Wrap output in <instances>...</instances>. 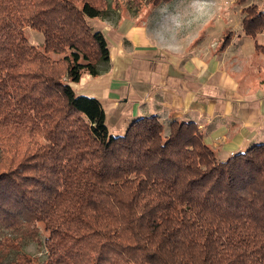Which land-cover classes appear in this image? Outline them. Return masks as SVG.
Returning <instances> with one entry per match:
<instances>
[{
	"label": "trees",
	"instance_id": "trees-1",
	"mask_svg": "<svg viewBox=\"0 0 264 264\" xmlns=\"http://www.w3.org/2000/svg\"><path fill=\"white\" fill-rule=\"evenodd\" d=\"M113 1L0 0V264H33L30 241L42 264H264V143L221 161L197 124L166 133L157 115L115 136L71 85L110 61L89 20ZM244 12L245 33L264 32V12Z\"/></svg>",
	"mask_w": 264,
	"mask_h": 264
},
{
	"label": "crops",
	"instance_id": "crops-1",
	"mask_svg": "<svg viewBox=\"0 0 264 264\" xmlns=\"http://www.w3.org/2000/svg\"><path fill=\"white\" fill-rule=\"evenodd\" d=\"M239 1L194 0L198 15L212 12L207 27L217 26V11L231 4L227 21L236 17V28L224 50H218L219 39L204 28L184 43L169 42L155 31L156 21L141 24L139 14L132 18L113 10L100 19L107 28L99 30L107 40L110 61L99 63L97 76L84 74L71 85L78 94L101 101L115 136L123 135L135 120L157 115L166 133L174 120L197 124L221 161L264 143V54L256 49L257 44L264 46V32L252 37L243 28L244 9L264 11V0ZM172 4H166L167 13ZM197 21L195 25H203ZM171 22L165 19L163 24L168 34ZM180 28L174 29L176 34L185 32Z\"/></svg>",
	"mask_w": 264,
	"mask_h": 264
},
{
	"label": "rangeland",
	"instance_id": "rangeland-1",
	"mask_svg": "<svg viewBox=\"0 0 264 264\" xmlns=\"http://www.w3.org/2000/svg\"><path fill=\"white\" fill-rule=\"evenodd\" d=\"M171 2L173 3L171 5V12L167 13L165 11V7ZM193 4L194 0H170L169 2H165L157 6L151 3L142 4L141 7L138 8L139 11H137L135 6L131 7L127 1L119 0L117 3L113 1V5L115 7L117 6L118 9H120L121 15H128V17L130 16L133 18V13L139 14V18L137 20L141 24H147V22L149 23L150 21H156L158 25L154 27V29H156L155 31L158 32L161 36L166 37V39L168 38L169 42H173L171 40H176L177 43H184L187 41V39H190V36L194 34L195 30L197 31L204 28V30L206 29V31L208 32L211 31L210 33L213 37L219 39L218 50H221L224 37H226L229 32L234 34V32H232L231 30H233L234 27L236 28V17L233 18L231 16L232 20L227 21L228 13L233 9L230 8L231 4L225 3V5H227V8L217 11L216 14L218 16L217 18H214L217 26H215L214 24V26L210 25L208 27L206 26V23L208 22L207 19L210 18V14L212 12L206 11L201 15H198L200 11L198 10V7H194ZM161 6H164V8L162 7L161 9ZM157 8L158 10H156ZM114 16L115 15L112 16L111 20H113ZM212 16L215 15L213 14ZM202 18L203 20L201 21ZM165 19L172 20V22L169 23V26L171 27L169 34L166 33V30L163 26ZM196 19H198V23H202L203 25H195L194 22ZM89 24L94 28V30L97 31H104L107 28V22L100 19H96L94 21L89 20ZM159 25H161L160 28ZM179 27H181L185 32L176 34L174 29ZM26 35L32 45L43 49L44 38L40 33L31 29H27ZM169 35L171 36V39H169ZM211 44L215 43H213L212 41ZM40 228L41 232L39 238L41 241H44L45 237H48V234L44 231L42 226H40ZM23 252L29 255V257L33 261V264H42L47 256L45 247L36 241H30L23 248Z\"/></svg>",
	"mask_w": 264,
	"mask_h": 264
}]
</instances>
